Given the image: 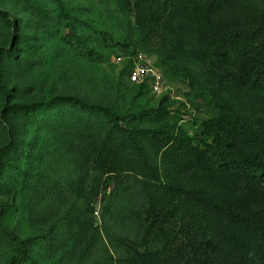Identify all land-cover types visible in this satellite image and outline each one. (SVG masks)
<instances>
[{
	"label": "trees",
	"instance_id": "obj_1",
	"mask_svg": "<svg viewBox=\"0 0 264 264\" xmlns=\"http://www.w3.org/2000/svg\"><path fill=\"white\" fill-rule=\"evenodd\" d=\"M50 1L65 44L96 55L75 10ZM99 2L125 31L118 56L154 57L167 81L188 82L209 99L199 140L180 127L169 95L140 112L64 96L19 103L6 72L13 60L28 62L30 51L20 22L0 11V30L16 44L0 51V197L29 192L55 210L52 228L37 239L65 264L90 263L100 198L107 214L141 224L134 240L112 238L123 256H109V264H264V0ZM131 62L122 76L137 97L151 92L130 81ZM27 124L34 130L23 137ZM48 151L71 166V179L34 168V155ZM0 236L16 250L9 264H55L35 261L28 242L2 225Z\"/></svg>",
	"mask_w": 264,
	"mask_h": 264
},
{
	"label": "rangeland",
	"instance_id": "obj_2",
	"mask_svg": "<svg viewBox=\"0 0 264 264\" xmlns=\"http://www.w3.org/2000/svg\"><path fill=\"white\" fill-rule=\"evenodd\" d=\"M64 1L84 21L85 24H80L81 32L91 38L97 56L86 50H73L65 44L62 38L66 33L57 22L55 7L50 0H0V11L20 22L21 38L30 51L28 62L21 65L14 60L10 62L6 78L9 89H13L11 96L19 103L48 96L76 97L104 107L114 106L119 112H140L157 108L163 96L169 95L171 111L183 119L180 127L197 142L200 124L207 118L209 99L201 100L197 90L191 89L188 82L180 81H167L168 90L164 95H154L146 90L144 95L137 97L133 91L135 86L129 84L127 75L122 76L124 64L113 62L115 57L124 53L120 45L127 42L125 31L117 19L104 12L99 0ZM101 33H106L109 41L106 42ZM4 34V30H0V51H13L16 47L14 40H6ZM3 107L0 103V115ZM27 125L17 127L23 137H30L34 130L31 124ZM32 164L35 169L45 167L52 178L61 183L73 177L71 166L49 151L45 157L35 154ZM114 187L112 183L106 199ZM12 197L9 194L0 197V225L28 242L35 261L65 264L59 254L47 252L44 242L37 239L52 228L58 218L55 210L29 192ZM95 218L100 232L89 264H109V256L115 260L123 256V250L112 238L134 240L140 234L141 224L135 217L125 220L115 214H107L101 198L95 203ZM57 236L54 246L60 248L62 234ZM15 255L12 243L0 236V264H9ZM31 262L23 260L20 264Z\"/></svg>",
	"mask_w": 264,
	"mask_h": 264
},
{
	"label": "built area",
	"instance_id": "obj_3",
	"mask_svg": "<svg viewBox=\"0 0 264 264\" xmlns=\"http://www.w3.org/2000/svg\"><path fill=\"white\" fill-rule=\"evenodd\" d=\"M131 60L132 71L130 81L137 84L148 83L154 95H164L168 90L167 80L163 72L156 65V59L143 52H136L132 56L120 55L113 62L120 64Z\"/></svg>",
	"mask_w": 264,
	"mask_h": 264
}]
</instances>
